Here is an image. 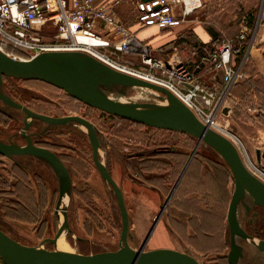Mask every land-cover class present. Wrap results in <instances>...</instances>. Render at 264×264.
Listing matches in <instances>:
<instances>
[{"label": "rangeland", "instance_id": "374dc122", "mask_svg": "<svg viewBox=\"0 0 264 264\" xmlns=\"http://www.w3.org/2000/svg\"><path fill=\"white\" fill-rule=\"evenodd\" d=\"M105 1L97 0L98 3ZM205 1L198 19L190 16L182 26L160 30L147 43L154 48L155 56L185 63L204 91L210 93L212 88H222V84L209 58L225 42L237 40L239 23L249 10L238 0ZM117 9L122 19L138 30L133 0H123ZM55 30L51 25L44 28L47 35ZM255 37L253 47L245 48L236 61L242 77L232 87L238 98L230 104L232 110L223 113L215 105L219 93L209 103L201 97L196 103L202 109L200 115L211 119L210 127L226 131L230 139L233 136L241 139L242 143L236 145L246 161L248 155L252 163L257 161L264 166V158L259 161L256 153L258 148L264 152V119L250 109L264 107V46L258 32ZM119 63L149 72L134 55H121ZM4 79L11 93L28 100L32 107L53 115H82L98 127L101 157L118 172L114 176L129 212L132 247L148 250L165 244L192 254L203 264H230L227 212L234 177L214 148L204 146L198 138L184 132L148 126L90 106L48 82L12 76ZM137 89L132 87L127 94L137 93ZM56 132V139L48 136L43 142L57 150L72 176V193L68 199L72 232L65 236L68 243L76 252L86 254L116 250L122 230L120 208L111 185L96 167L86 130L80 124L69 123ZM45 162L31 160L23 167L0 153V227L27 245H39L45 238L53 237L61 223L55 215L59 182L53 168ZM135 193H149L158 198L143 233L138 232L135 224L138 212ZM243 210L241 205L240 220ZM257 210L264 218V208L258 206ZM259 221L257 224L263 226L261 236H264V220ZM242 226L253 229L245 220ZM165 231L170 241L163 236ZM155 238L158 240L154 241ZM240 242L246 255L243 262L254 258L264 264L263 252L247 240ZM45 247L54 249L55 244L48 242Z\"/></svg>", "mask_w": 264, "mask_h": 264}, {"label": "water", "instance_id": "95a60500", "mask_svg": "<svg viewBox=\"0 0 264 264\" xmlns=\"http://www.w3.org/2000/svg\"><path fill=\"white\" fill-rule=\"evenodd\" d=\"M4 76L38 79L64 89L72 97L111 114L162 129L184 132L198 138L199 143L214 148L230 167L234 177L227 223L230 232V264H245L244 246L247 240L264 253V237L248 233L242 226L239 209L246 214L255 206L264 208V181L255 176L245 165L234 142L223 133L204 123L195 112L171 90L141 76L118 69L98 57L79 50H54L42 52L29 60L14 58L0 50V98L7 103L21 106L1 91ZM141 87L159 92L160 101H133L127 97L128 89ZM27 109V108H26ZM227 111V109L225 110ZM54 124H80L86 130L93 149V159L102 178L111 185L121 212L122 230L116 250L82 253L58 249L56 241L72 232L68 221V199L72 193L71 173L59 155L46 147L29 142L27 145L0 141V153L6 156L30 154L46 161L56 173L59 196L55 215L61 220L53 237L39 245H27L14 239L0 227V258L6 264H203L192 254L175 248L160 247L145 250L132 247L129 238L130 217L121 186L114 179L103 158H100V130L82 116L49 117L32 112ZM257 158H264L258 148ZM54 243V249L45 243Z\"/></svg>", "mask_w": 264, "mask_h": 264}, {"label": "built area", "instance_id": "2783aa9c", "mask_svg": "<svg viewBox=\"0 0 264 264\" xmlns=\"http://www.w3.org/2000/svg\"><path fill=\"white\" fill-rule=\"evenodd\" d=\"M122 1L106 0L98 3L97 0H0V50L22 60L54 50L88 52L114 67L132 70L143 78L167 87L196 115L202 113L196 99L201 97L209 103L217 93L220 95L215 105L223 113L230 112V104L238 100L232 87L242 77L240 65L236 62L239 55L245 48L249 50L253 47V38H256L257 32L264 46V0H259L258 12L248 11L243 14L237 40L225 42L210 56L222 84V88H212L210 93L204 91V86L193 77L185 63L154 55V49L141 40L137 30L122 19L117 9ZM133 2L135 22L139 27L157 26L161 29L182 26L189 21L190 16L198 19V13L206 6L205 0ZM47 25L56 29L51 35L44 32ZM83 39H93L96 43ZM123 54L136 56L139 64L149 69V72L122 66L119 62ZM250 109L258 112L255 115L264 119L263 106ZM200 117L203 122L211 125V119H205L202 115ZM222 132L227 135L226 131ZM231 140L235 144L242 143L238 136L231 137ZM252 167L251 170L264 181V166L256 161L252 163ZM0 264L6 263L0 258Z\"/></svg>", "mask_w": 264, "mask_h": 264}, {"label": "flooded vegetation", "instance_id": "af4514ba", "mask_svg": "<svg viewBox=\"0 0 264 264\" xmlns=\"http://www.w3.org/2000/svg\"><path fill=\"white\" fill-rule=\"evenodd\" d=\"M34 80H37V79H34ZM61 90H64V89H61ZM1 91L4 94L10 96L16 103L21 105V106L12 105V104L7 103L2 98H0V131H1L0 141L2 142H6L9 144H20V145H27L29 142H32L36 146L46 147L52 150L53 152L57 153L56 152L57 150H55L54 148L50 146H46L43 142V139L48 136H51L56 139V135H57L56 131H58L59 127H63V125H66V124L50 123L47 120L41 119L34 115H30V111H31V114H33L32 112H35L37 114H43L49 117L82 116V115H78L74 113H68L67 115H53V114H50L44 111H40L37 108L32 107V105L29 104L28 100H23L22 98H19L13 95L10 91V88L7 87L5 83V79L3 80ZM82 117H85V116H82ZM12 123H13V126L11 127ZM70 125L72 126L74 124H70ZM137 154L141 155V153H137ZM6 157H8V159L13 161L17 165L23 166V167H27L28 164H30L31 160H34V161L40 160V162H45L44 160L37 158L33 155H30V154H20V155H14V156H6ZM59 157L61 158L60 155ZM257 208L258 206L253 207L247 214H246V210H243V215L241 219L243 221L245 220V222H248V224L252 226L253 229H248L246 228V226H244L245 227L244 229L248 233L254 236H258V237H264V236H261L262 235L261 231H263V226L257 224L258 222H260L259 220H264V218L262 216V213L258 212ZM0 218H2L1 215H0ZM242 220H241V223H242ZM245 257L246 255L244 254V258ZM246 261H248L249 263ZM246 261L244 262L245 264H250V263L259 264V261L258 262L255 261L254 258H251V259L247 258Z\"/></svg>", "mask_w": 264, "mask_h": 264}, {"label": "crops", "instance_id": "0c3cea01", "mask_svg": "<svg viewBox=\"0 0 264 264\" xmlns=\"http://www.w3.org/2000/svg\"><path fill=\"white\" fill-rule=\"evenodd\" d=\"M238 1H241L242 5L244 6V8L246 10H249V11L250 10L251 11H254L255 10L256 12L259 11V0H238ZM175 28H177V27H175ZM137 29H138L137 30L138 31L137 34H138L139 38L141 40H143L144 42H148L147 40H154L155 38H153L152 36L154 34L155 35L156 34H159V31L160 30H164V29L158 28L157 26H150V27H139V26H137ZM145 32H147V33H145ZM154 47H157V46H154ZM161 57H163V56H161ZM99 154H100V158H101V153L99 152ZM109 168L111 170V173H112L113 177L115 178L114 173L115 174L118 173L117 172V169H115V171H113L114 169L111 166ZM115 180H116V178H115ZM135 195L136 196L138 195V198H137L138 199V212H137V216H136V219H135V224H136V227L138 229V232L143 233V232L146 231L147 227L149 226L150 219H151V215L153 214V209L157 205L158 198H156V196H154L152 194H149V193H142L140 195L137 194V193H135ZM68 221H69V219H68ZM227 228H229L228 227V223H227ZM131 229H132V226H131ZM162 230H163V228H162ZM165 232H167V231H165ZM161 233H164V232L161 231ZM229 234H230V232H229ZM163 236L164 237L166 236V240H168V241L171 240V238L168 236V232L165 233V234H163ZM153 240L156 241L158 239L155 238ZM129 241H130V238H129ZM175 241H176V239H175ZM162 246L163 247L166 246L168 248L179 249V248H176L174 246L172 247V246L165 245V244H163ZM154 248H156V247H154Z\"/></svg>", "mask_w": 264, "mask_h": 264}, {"label": "bare ground", "instance_id": "6f19581e", "mask_svg": "<svg viewBox=\"0 0 264 264\" xmlns=\"http://www.w3.org/2000/svg\"><path fill=\"white\" fill-rule=\"evenodd\" d=\"M83 40H88V41H90V43L91 42H93L94 44L96 43V41H94L93 39H83ZM124 71H127V72H129V73H132V74H135V75H137V76H139L138 75V73L137 72H134V71H132V70H128V69H123ZM136 88H138L137 89V93H134V94H130V95H128L129 97V99H131V100H133V101H149V100H152V101H155L156 102V98L153 100V99H151V98H153L152 97V95H154V96H156L157 94H159V92L157 91V90H154V89H148V88H141V87H136ZM205 123V122H204ZM207 124V123H206ZM208 125V124H207ZM220 130V129H219ZM221 133H223L222 131H221ZM227 136V135H226ZM228 137V136H227ZM235 144V143H234ZM236 145V144H235ZM237 146V145H236ZM238 148V147H237ZM239 150V149H238ZM240 152V151H239ZM241 155V154H240ZM242 157V156H241ZM246 157H247V161H246V159H244L243 157H242V159H243V161H244V163H245V165L247 166V168L251 171V172H253V170H251V169H253V167H252V161H251V159H250V157L248 156V155H246ZM263 159V158H262ZM262 159L260 160V161H262ZM258 168H256V170H257ZM257 172H259L260 173V170L258 171L257 170ZM112 174V173H111ZM253 174L255 175V176H257V173H255V172H253ZM113 176V175H112ZM258 178H260L259 176H257ZM115 179V178H114ZM262 180V179H261ZM263 181V180H262ZM130 217V216H129ZM131 224V223H130ZM130 242V241H129ZM56 246H57V248L58 249H61V250H67V251H74V252H76L75 250V248H73L69 243H68V241H67V239H66V237L65 236H61V238L60 239H58L57 241H56ZM183 251V250H182Z\"/></svg>", "mask_w": 264, "mask_h": 264}, {"label": "trees", "instance_id": "16d2710c", "mask_svg": "<svg viewBox=\"0 0 264 264\" xmlns=\"http://www.w3.org/2000/svg\"><path fill=\"white\" fill-rule=\"evenodd\" d=\"M251 11V10H250Z\"/></svg>", "mask_w": 264, "mask_h": 264}]
</instances>
